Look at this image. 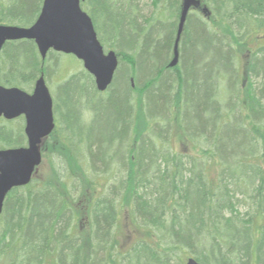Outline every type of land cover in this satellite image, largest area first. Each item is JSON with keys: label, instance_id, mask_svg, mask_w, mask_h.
<instances>
[{"label": "trees", "instance_id": "trees-1", "mask_svg": "<svg viewBox=\"0 0 264 264\" xmlns=\"http://www.w3.org/2000/svg\"><path fill=\"white\" fill-rule=\"evenodd\" d=\"M43 4L0 0V25L29 28ZM184 4L82 3L119 68L104 93L70 77L63 143L42 149L68 177L53 167L10 193L0 264H264V0H195L172 67ZM51 55L8 43L0 86L29 91ZM13 123L0 119V150L26 146Z\"/></svg>", "mask_w": 264, "mask_h": 264}, {"label": "water", "instance_id": "water-1", "mask_svg": "<svg viewBox=\"0 0 264 264\" xmlns=\"http://www.w3.org/2000/svg\"><path fill=\"white\" fill-rule=\"evenodd\" d=\"M85 0H44L42 12L30 28L0 26V54L8 43L32 41L43 60L50 51L73 55L82 61L99 92L112 85L119 67L118 56L106 53L91 17L83 11ZM195 0H185L172 67L179 62V42ZM24 116L27 148L0 150V216L13 190L28 186L43 161L40 146L55 129L53 100L42 75L32 94L19 88L0 86V118L12 121ZM187 264H200L193 258Z\"/></svg>", "mask_w": 264, "mask_h": 264}, {"label": "rangeland", "instance_id": "rangeland-1", "mask_svg": "<svg viewBox=\"0 0 264 264\" xmlns=\"http://www.w3.org/2000/svg\"><path fill=\"white\" fill-rule=\"evenodd\" d=\"M140 4L141 6L144 8L145 5V9L144 12L147 15H150V13H152L153 8H152V0H140ZM242 66V65H241ZM84 67L82 62H80L76 57L74 56H70V55H51V60H50V66L48 69L49 74L46 77V81H47V85L48 88L53 96V100H55L58 104L60 102L63 101V98H65L67 96L68 89L69 88H76L78 87V81H70V77L73 78L75 77V75H83L84 72ZM79 81L83 82V87L88 90V86L90 84L89 78L85 75H83V78L79 79ZM68 89H67V85ZM34 86L29 90L26 91L27 93L29 92L30 94L33 92ZM86 103V102H85ZM83 106H87L86 104H81L79 106L83 107ZM87 121L89 120V116H93V114H88L87 115ZM15 123H13L14 127L16 128V126H22L24 125V123L21 120L18 121H13ZM23 123V124H22ZM55 132H58L56 134V136L54 137H49L48 139H46L43 142L42 145V149L46 150L45 153L47 154L49 149L53 150V146L59 148V145L56 143V145H53L54 142H58L60 144H62L63 139L61 138L62 134L64 132H62L59 128L55 130ZM52 144V145H48V144ZM55 144V143H54ZM190 148V146H188ZM187 145H185L184 143L182 144H176L174 145V148L177 150H183L184 152L187 151ZM67 148V147H66ZM65 147L61 149L64 150L66 149ZM43 153V161L41 163V165L37 168L36 173L34 178L39 179V181L43 182L48 176L52 175L53 176V170L52 168H56L57 171H60L61 176L63 178L68 177V166L65 162V160L59 158L58 156L56 157L54 154L50 155L49 158H46V154ZM48 155V154H47ZM51 176V177H52ZM125 222V220H124ZM127 222V220H126ZM88 228L87 224L83 225L82 229H86ZM129 230L125 231V237H127V235L129 234ZM131 235V234H130ZM122 241V239H120ZM124 240V239H123ZM131 241V240H130ZM129 241V242H130ZM126 244L128 243H124V246H126Z\"/></svg>", "mask_w": 264, "mask_h": 264}, {"label": "flooded vegetation", "instance_id": "flooded-vegetation-1", "mask_svg": "<svg viewBox=\"0 0 264 264\" xmlns=\"http://www.w3.org/2000/svg\"><path fill=\"white\" fill-rule=\"evenodd\" d=\"M54 113H55V107H54ZM24 121H25V119H24Z\"/></svg>", "mask_w": 264, "mask_h": 264}]
</instances>
